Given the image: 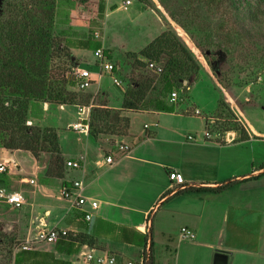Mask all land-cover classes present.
Segmentation results:
<instances>
[{
	"label": "rangeland",
	"instance_id": "rangeland-1",
	"mask_svg": "<svg viewBox=\"0 0 264 264\" xmlns=\"http://www.w3.org/2000/svg\"><path fill=\"white\" fill-rule=\"evenodd\" d=\"M0 1V23L8 18L9 3L16 4L17 8L22 6L24 12L28 9L20 17L21 44L18 41L16 46L3 52L15 64L12 68L18 79V69L25 64L31 68L38 65L39 69L44 66L50 74H64L69 79L77 64L93 69L92 50H76L75 56L71 48L73 44L83 48V42L98 39L103 48L109 49L110 58L118 66L115 74L122 80V86H115L104 72L99 84L93 83L83 91L76 90L74 85L67 86L77 95L75 103L68 105L34 99L32 79L24 81L29 84L27 89L24 87L26 96L5 94L1 84L0 141L18 137L23 129L31 133L37 128L40 131L55 129L59 135L67 134L75 141L83 134L75 135L67 122L78 119V106L88 107L90 119L94 107H109L107 97L114 101L115 95L135 88L139 82L147 86L142 94L144 100L157 96L167 101L162 75L149 70L146 63L150 58L165 67L170 59L172 64L183 69L174 73L173 84L178 87L175 108L181 115L160 114V124L173 126L193 138H205L203 133L207 130L212 135L205 141L220 140L226 132L230 137L239 135L234 143L242 145L236 152L243 158L244 171L250 166L248 159H254L255 164L264 160V28L257 24L264 17L262 14L252 19L250 15L258 0H238L235 5L231 0H130L125 7V0ZM102 3L103 11L99 8ZM48 6H52L51 11ZM169 36L175 37L178 45L188 51L189 59L179 48L172 50L165 43ZM156 38L153 54L149 57L139 54ZM145 78L149 81L145 82ZM1 81L3 74L0 73ZM195 109L199 110V115L194 114ZM3 111L8 112L3 114ZM95 114H91L93 124H102ZM112 115L105 118L107 125H112L115 131L122 130L121 119L112 118ZM131 117L136 131L143 129V124L149 123L151 118L142 113ZM203 122V129L194 131ZM247 129L249 137L244 139ZM215 132L219 137L213 134ZM89 139L101 143L92 137ZM67 142L62 138L64 148ZM78 142L85 143V140L82 138ZM38 155L35 159L30 151L0 145V163L11 159L17 164L13 167L10 163L11 168L2 172L9 181L7 187L19 190L25 199L18 210L0 202V264H12L26 234L27 219L22 212L27 211L29 200L36 199L32 190L41 184L39 179L47 178V169L54 168V153L40 151ZM23 176L35 178L34 188L19 182ZM58 188L56 184L50 185L52 194L59 192ZM242 191L239 201L264 213V173L243 184ZM250 230L245 232L251 234L245 235L255 240L256 232ZM131 258L138 260L139 257L131 254Z\"/></svg>",
	"mask_w": 264,
	"mask_h": 264
},
{
	"label": "crops",
	"instance_id": "crops-1",
	"mask_svg": "<svg viewBox=\"0 0 264 264\" xmlns=\"http://www.w3.org/2000/svg\"><path fill=\"white\" fill-rule=\"evenodd\" d=\"M80 49L86 48L73 47L71 51L75 55ZM96 70L93 65V77ZM122 99L120 93L114 101L107 97V103L121 109ZM135 113L151 117L137 131L131 117ZM120 114L129 119L123 134L92 137L88 131H74L83 136L73 141L69 135L58 133L63 160L82 158L83 166H64L62 176L42 177L39 187L33 189L35 180L31 188L36 199L29 200L27 211L22 212L27 219L25 239L35 237L43 227L56 225L89 235L93 244H68L60 238L56 242L33 243L31 249L48 253L49 256L44 255L47 260L52 255L67 264H96L83 260L82 253L89 250L112 256L111 264H141L144 252L149 253L147 264H212L217 252L227 256V264H264V213L238 197L243 193V184L264 173V160L256 166L254 159H248L250 166L244 171L243 158L236 152L242 145L234 143L239 135L230 137L226 132L223 141H205L210 137L198 136L188 140V134L181 130L161 125L160 114L181 115L175 107L172 112L121 109ZM203 127L204 122L194 131ZM89 137L101 143H93ZM248 137L247 129L243 138ZM62 138L68 141L65 148ZM82 138L85 143L78 142ZM120 143L128 145L126 152L118 150ZM109 154L113 158L110 164L104 162ZM169 171L180 172L184 185L173 183ZM245 177L251 178L241 181ZM71 180L81 182V195L96 200L97 208L90 209L87 203L77 207L72 199L60 196L62 182L70 184ZM229 181L240 182L220 193H179L189 187H218ZM52 184L59 187V192L52 194ZM84 210L92 211L91 220L83 218ZM183 226L194 231L192 239L180 238ZM247 229L255 230V240L245 235ZM131 254L137 255L138 260L132 259Z\"/></svg>",
	"mask_w": 264,
	"mask_h": 264
},
{
	"label": "trees",
	"instance_id": "trees-1",
	"mask_svg": "<svg viewBox=\"0 0 264 264\" xmlns=\"http://www.w3.org/2000/svg\"><path fill=\"white\" fill-rule=\"evenodd\" d=\"M104 0H102L103 2ZM232 5H235V3L239 2L238 0H231ZM254 4V10L250 11V15L252 19L253 17H264V0H258ZM9 7H7L8 10V18L5 19L3 22L0 23V73L3 74V81H1L0 86L2 84L4 93H9L11 95H20V96H26L24 92V87L27 89L28 85H26V82H28L30 79L33 80V92L31 93L34 99L37 100H44L49 103H55V104H61V105H68L75 103L76 99V93L74 91H71L67 88V86H75L74 83V77L68 78V76L61 74H54L49 73L47 71V68L43 66L42 69H39L38 65H34L33 68H31L30 65H22L20 69H18V77L15 75V71L12 67L15 66V64L12 62V60H9L6 58L3 53L4 51L10 49L13 45L16 46L17 42L19 41V44H21L22 37H21V31H20V22L22 20L23 14H26L28 9L24 12V8L21 6L20 8L16 7V4L9 3ZM263 5V7H262ZM25 7V6H24ZM101 11L104 9L103 3L99 6ZM112 8H115V6H112ZM48 9L50 11L52 10V6H48ZM25 16V15H24ZM259 28H264V18L261 20V22H258ZM157 41V38L154 39L151 43H149L147 46L142 48L139 51V54L149 57L150 54H153V50L157 45L155 46V42ZM165 43L168 44V46L172 50H179L184 54L185 58L189 59V55H187L188 51L183 47L179 46L178 42L176 41L175 37L169 36L165 38ZM83 48L94 50L98 47H101V42L97 39L95 40H87L81 44ZM73 47H79L76 44H73ZM47 49V48H45ZM163 47V51H164ZM104 51L108 53V56L110 57V51L107 48H104ZM167 54V52L165 53ZM148 61H152L150 58ZM147 61V62H148ZM156 62V61H155ZM175 64H178L176 61H174ZM158 63V62H156ZM147 64V63H146ZM161 65L160 63H158ZM162 71L160 73H155L162 75L164 84H163V94H167V101H165L162 97L154 96L148 100H144L142 98V94L144 93V90L147 88L145 84L142 85L141 82H139L135 88L126 90L122 95V104L121 109H131V110H158V111H166V112H172L174 111L175 104L170 103L168 100L169 93L172 89H177L178 87H174L175 77L174 73L179 72L182 69V67H176L174 64H172V60L168 59L167 63L165 64V67L161 65ZM186 68V65L183 67ZM153 72V71H152ZM18 79V81H16ZM26 81V82H24ZM145 82L149 81V79L145 78ZM78 91H83L76 89ZM163 96V95H162ZM107 105H100L97 107H94L90 113V119L88 120L89 123V129L88 133L92 137H97L99 134H123L126 132L128 128L129 119L127 116H122L120 114L121 109H112L111 107H106ZM8 111H3V114H6ZM93 114L97 115V119L101 118L100 120L103 122L102 124H93L94 122L91 120L93 118ZM113 112V113H110ZM11 114V113H10ZM114 114V115H112ZM108 115H112V118L121 119L123 125L122 130L115 131V129L107 124L108 121L105 119ZM120 116V117H119ZM95 117V118H96ZM94 119V118H93ZM115 120H113L114 122ZM0 145L7 149H21L30 151L31 154L37 159L38 153L41 152H49L54 153V168L51 169L50 167L47 169L46 173L49 176L53 177H60L62 176V171L65 166V161L63 160V157L61 156V146L59 142V136L55 129L46 128L43 131H40L38 128L34 131H31V133H27L24 131V129L20 132V135L18 137L12 138V140L4 142L0 141ZM47 145V146H46ZM5 173L4 175L0 173V185H8L9 181H6L5 179ZM251 177H245L241 181H244L246 179H249ZM240 181H229L227 183H223L218 187H189L186 188L179 193H187V192H211V193H220L223 192L230 187L236 185ZM68 184L66 182H62V185ZM65 240H67L68 244H82L86 243L89 245H92V240L89 235L82 234V233H70L65 237ZM70 242V243H69ZM48 253L33 250V249H21L17 253H15L12 264H67L64 261H61L57 258H54L52 255H50V258L47 260L44 258V255ZM142 264V263H141Z\"/></svg>",
	"mask_w": 264,
	"mask_h": 264
},
{
	"label": "built area",
	"instance_id": "built-area-1",
	"mask_svg": "<svg viewBox=\"0 0 264 264\" xmlns=\"http://www.w3.org/2000/svg\"><path fill=\"white\" fill-rule=\"evenodd\" d=\"M130 3V0L124 1V7ZM96 36L98 34L96 33ZM93 56L95 57L94 66L96 67V71L94 72L95 77L92 76L93 72L91 71L89 66H81L77 64L73 67V77L76 89L85 90L90 85H92L95 81H99L103 75V73H108L110 79L115 86H122V80L119 78L115 72L118 69L117 64L115 61L108 56V53L104 51V48L98 47L92 50ZM147 68L155 73H160L162 71L161 65L156 63L155 61H148ZM179 99V92L176 89H172L169 93L168 100L170 103L175 104ZM88 107L86 106H78V119L76 121L70 122L67 124L68 128H72L74 131L77 132H87L89 129L88 123ZM194 114H200L198 109L194 110ZM146 126V125H145ZM205 137L209 138L210 133L209 131L204 132ZM188 139H194L191 135L187 136ZM231 138L230 140H232ZM118 150L126 152L128 150V145L124 143H120L117 145ZM113 158L112 156L106 155L104 162L112 163ZM10 163L13 167H17V164L11 160L6 159L4 162L0 163V173L9 170ZM65 167L78 169L83 166V159H66L65 160ZM168 177L173 183L179 186L184 185V178L182 174L178 171H169ZM19 181L29 184H34L35 179L33 177H20ZM70 184H64L60 187V196L65 199H72L74 206L82 207L84 204H88L90 209H95L98 206V202L94 199H87L85 196L81 195L80 191L82 189L81 182L79 180H71ZM0 202L8 205L12 208H20L24 203L25 199L22 193L19 190H12L7 187V185H0ZM83 218L87 221L91 220L92 218V211L91 210H84ZM71 231L67 228L61 226H51V227H43L40 229L35 237L33 238H26L24 239L23 244L19 247L20 249H31L33 243H50L56 242L60 238H65L69 235ZM181 239H192L195 236V233L190 228L183 226L180 228L179 232ZM83 260L86 263H96V264H111L114 261V258L110 255H99L95 254L93 250H89L87 252L82 253ZM149 253L144 252V259L142 264H147L149 261ZM127 264H132L128 262Z\"/></svg>",
	"mask_w": 264,
	"mask_h": 264
},
{
	"label": "water",
	"instance_id": "water-1",
	"mask_svg": "<svg viewBox=\"0 0 264 264\" xmlns=\"http://www.w3.org/2000/svg\"><path fill=\"white\" fill-rule=\"evenodd\" d=\"M212 264H227V256L224 253H215Z\"/></svg>",
	"mask_w": 264,
	"mask_h": 264
},
{
	"label": "flooded vegetation",
	"instance_id": "flooded-vegetation-1",
	"mask_svg": "<svg viewBox=\"0 0 264 264\" xmlns=\"http://www.w3.org/2000/svg\"><path fill=\"white\" fill-rule=\"evenodd\" d=\"M0 4H1V1H0Z\"/></svg>",
	"mask_w": 264,
	"mask_h": 264
}]
</instances>
